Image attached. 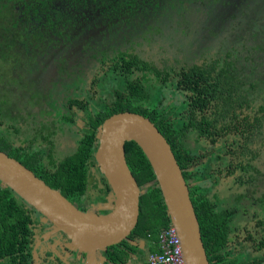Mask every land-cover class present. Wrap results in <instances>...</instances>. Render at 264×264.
Instances as JSON below:
<instances>
[{
  "label": "trees",
  "instance_id": "obj_1",
  "mask_svg": "<svg viewBox=\"0 0 264 264\" xmlns=\"http://www.w3.org/2000/svg\"><path fill=\"white\" fill-rule=\"evenodd\" d=\"M186 4L201 5L199 11L209 6H227L231 11L224 18L228 28L221 29L227 33L217 31L212 37L215 46L190 63L175 57L156 62L143 53L146 49L91 46L103 44V26L96 25L103 15L118 13L123 22L145 32L153 25L139 23V14L146 18L159 12L166 21ZM169 9L171 14L165 13ZM160 30L156 27L155 33ZM212 31L201 33V40L206 41ZM229 34L238 36V41L232 44ZM221 39H225L222 45ZM70 40L73 48L67 56ZM1 44L3 59L15 61L12 69L5 61L0 64L1 150L88 210L91 202L99 204L111 192L105 175L100 173L103 186L93 176V168L99 171L95 158L99 126L117 112L142 113L169 140L183 169L211 264H264V240L251 245L252 252L248 249L254 239L251 223L264 227V0L252 8L250 0L234 6L221 0H0ZM174 48L181 46L177 43ZM58 56L59 61L75 58V70L62 65L51 86L42 85V76L35 77L30 80H37L35 88L28 82L27 91L24 85L11 102L29 73ZM25 62L23 76L16 68ZM5 84L12 88L5 91ZM20 106H30L26 116L19 114ZM5 109H14L13 119ZM50 114L55 121L49 127ZM30 117L35 122L42 118L33 131L26 129ZM66 128L77 144L71 153L57 158L54 135ZM125 147L139 185L148 187L140 197L136 228L128 239L103 250L104 264L147 263L149 255L160 250L158 233L171 224L148 157L135 141ZM209 184L218 190H208ZM247 185H252L249 191ZM246 198L254 203L251 210L243 202ZM39 215L0 180V264H35V244L47 224ZM259 232V239H264V228ZM59 264L71 263L60 259Z\"/></svg>",
  "mask_w": 264,
  "mask_h": 264
},
{
  "label": "water",
  "instance_id": "obj_2",
  "mask_svg": "<svg viewBox=\"0 0 264 264\" xmlns=\"http://www.w3.org/2000/svg\"><path fill=\"white\" fill-rule=\"evenodd\" d=\"M98 138L96 163L115 198L113 204H106L107 207L99 203L88 210L81 209L60 189L50 186L19 159L0 149L2 184L11 187L35 207L44 218H41L42 222L52 224L49 236L65 234L67 240L62 244L67 252L63 250V253L56 244H51L55 254L67 263V253L80 252L82 256L76 257L75 264H90V255H103L104 249L128 239L136 228L143 190L130 169L125 147L126 142L135 141L152 165L171 225L177 228L181 237L187 264H211L189 184L169 140L155 122L139 112H117L99 126ZM101 209L105 211L99 212ZM41 242L42 238L38 237L35 256ZM101 257L104 264L106 258Z\"/></svg>",
  "mask_w": 264,
  "mask_h": 264
},
{
  "label": "rangeland",
  "instance_id": "obj_3",
  "mask_svg": "<svg viewBox=\"0 0 264 264\" xmlns=\"http://www.w3.org/2000/svg\"><path fill=\"white\" fill-rule=\"evenodd\" d=\"M225 3L230 2L231 6H234L235 4H240L243 2V0H221ZM260 3V0H250L251 8L256 6ZM199 6V7H198ZM198 6L194 4H186V8L183 11H172V15H170L173 18H168L166 21H164L163 18H161L162 13L154 12L151 16H148L144 18L139 14L140 16L136 18V20L144 24L145 26L153 25V28H151L148 31L141 32V30L135 25L127 22H123L124 20L121 18V16L117 15L115 17H111L110 13L103 15L105 18L102 20H97L96 25H102L104 32H103V44H96L91 45L92 47L103 45L107 48H115L119 46H126L129 48L141 50L146 49L143 53L156 60V62H160L164 59H172V58H181L184 60V62H192L196 59V57L203 56L205 53H207L209 50L215 46V42L213 40V35L220 31L224 34L226 33L221 31V29L226 30L228 28L227 26V20L224 18L227 17L231 11H228L227 6H217L219 9H215L214 6H209L205 10H201L200 13L198 11L201 8V5L198 4ZM165 13L171 14V9L167 10ZM201 14V25L196 26L199 27L198 30L193 31V28L195 27L194 23H196L198 20L196 17L200 18ZM169 16V17H170ZM96 17V15L94 16ZM238 19L241 20V18L238 17ZM160 26L161 30L160 32H156V27ZM210 29H213L212 32L208 34L206 38V41L201 40V33H208ZM155 33V34H154ZM51 35H54V31L50 32ZM154 34V35H153ZM228 40L234 44L238 41V36H232L231 34L227 35ZM225 39H221L219 42H224ZM177 43L180 44L181 48H174V45ZM230 43V44H231ZM67 47L64 51L65 55H69L71 52L73 45L70 42H67ZM226 46L228 45L225 41L224 43ZM233 48L237 47L235 44L232 46ZM4 46L1 44L0 49H3ZM81 49H78L80 51ZM77 51V52H78ZM76 53V52H75ZM0 53V64L2 67L3 61L10 64V69H12V63L15 62L11 58L8 60H4ZM58 56L54 59V61L42 66L39 70H36L35 72L29 73V77H41L42 85L43 86H51L53 85L54 80L57 78V72L58 69L62 65L67 64L68 69L75 70V64L78 61H75V58H73L71 61H59ZM16 70L21 73V75L26 76L27 75V64L26 62L22 65L17 66ZM87 74L90 76V73L87 72ZM7 79H10L11 83L14 82V79L11 75L7 76ZM28 80L25 84V91H27L29 85ZM1 83H4V78L1 79ZM33 88H35V84L32 82ZM75 87V85H72ZM9 88H12L11 85L5 84L4 89L7 91ZM15 88H18V85H15ZM171 94H173L171 90ZM16 98V94L12 95L11 102ZM30 107V106H28ZM24 108L23 106H20L19 114L26 116L27 108ZM34 111H37L35 109ZM0 119L2 117L0 116ZM36 122L41 120V117H36ZM46 121L48 122V126H52L55 117L54 115L50 114L47 115ZM36 122L33 120L32 117L29 118L27 126L30 131H33L34 127L37 126ZM77 123L80 126H83V121L80 119H77ZM54 142L55 145L53 146V150L55 153V156L58 158H62L65 155L71 153L75 147H76V138L75 135L72 134V132L66 128L65 132H57L54 135ZM148 185L142 186L143 192L147 189ZM112 193V192H111ZM109 194L107 202L103 203V207H107L108 204H113L114 201V194ZM212 196V194H211ZM93 207V205L91 206ZM99 206H96L98 208ZM104 209L99 210V212H104ZM39 218L43 219V216L39 215ZM50 226V227H49ZM47 228H45V234H48L50 229L52 228V224L49 225ZM61 243V241H60ZM64 248V251L67 252V248L65 245L61 244ZM76 257H79L82 254L80 252H74ZM39 256V254H37ZM100 257V260H98ZM87 261V257H85ZM96 259L95 264H102L103 258L98 256Z\"/></svg>",
  "mask_w": 264,
  "mask_h": 264
},
{
  "label": "flooded vegetation",
  "instance_id": "obj_4",
  "mask_svg": "<svg viewBox=\"0 0 264 264\" xmlns=\"http://www.w3.org/2000/svg\"><path fill=\"white\" fill-rule=\"evenodd\" d=\"M198 13H200V11H198ZM196 19L198 21L196 23H194V25L195 26H200L201 25V14H200V18L196 17ZM96 165H97V163H96ZM92 170H93V176H94V178L98 179V181L101 183V179H100V177H101V174L100 173L101 172H100V170L98 171L95 168H93ZM101 186H103L102 183H101ZM251 188H252V185H247V191H249ZM262 191H263V189H261V192ZM109 194H110V192L108 194L104 195L105 199L101 203L107 202V199H108V195ZM248 195H249V193H248ZM248 197H252L253 198V196H248ZM258 201H261V200L259 199ZM243 202L248 204V207H249L250 210H251L250 205L251 206H254V203L252 201H250L249 198H246ZM94 204H97V202H93V203L91 202L89 204L90 208ZM45 223H47V222H45ZM49 225H51V223L48 222L45 226H42L43 231L39 235V237L42 238V242L37 245V248H38V250H39L40 253H39V258L36 259L35 262H34L35 264H52V262H55L56 264H59V260L61 259L51 249V244H56L57 248H59V249H61L63 251L64 248H63V246L61 244H62V241L63 240H67V239H65V236L63 234H59V235L53 236V237L52 236H49V234L51 232H49L48 234H45V228H47ZM251 225L252 226L249 228V230H250V233H251V235H252V237L254 239L250 240V241L253 242V243L250 244V247H248V249H249L250 252H252V250H253V248H251V245L254 246L257 243H262L263 240H264L263 238H260L259 239V235L261 233L259 231L260 230H263L264 227L258 225L257 223L256 224L251 223ZM38 228L40 229L41 226H38ZM237 234H239L241 236L240 229L237 231ZM59 240L61 241V243H58ZM36 244H37V242H36ZM36 244H35V246H36ZM262 247H264V244H263ZM49 250H51L53 253L49 252ZM63 253H64V251H63ZM66 256H67L66 259L71 264H75L74 261H76V256H75L74 253H67ZM261 256H264V253ZM57 257H58V259H57Z\"/></svg>",
  "mask_w": 264,
  "mask_h": 264
},
{
  "label": "built area",
  "instance_id": "obj_5",
  "mask_svg": "<svg viewBox=\"0 0 264 264\" xmlns=\"http://www.w3.org/2000/svg\"><path fill=\"white\" fill-rule=\"evenodd\" d=\"M160 250L149 255V264H187L181 237L175 226L169 225L158 233Z\"/></svg>",
  "mask_w": 264,
  "mask_h": 264
},
{
  "label": "crops",
  "instance_id": "obj_6",
  "mask_svg": "<svg viewBox=\"0 0 264 264\" xmlns=\"http://www.w3.org/2000/svg\"><path fill=\"white\" fill-rule=\"evenodd\" d=\"M62 73L64 74V71H62ZM31 79H35V78H31V77H29V75H27L26 76V78H25V82H27L28 80H31ZM37 81V80H36ZM36 81H32L35 85H36ZM29 83L31 84V82L29 81ZM25 84H23L19 89H17V90H15V94H19L21 91H24V88H23V86H24ZM31 85H33V84H31ZM0 96H4L3 95V93H2V91L0 90ZM5 110H7V109H5ZM4 110V111H5ZM8 112V114L9 115H11V117H12V119H13V115H14V109H10V110H7ZM209 187H208V190H213L214 192L216 191V190H218L217 189V187L214 185V184H209L208 185ZM219 193H220V191H219ZM219 193L217 194V196L219 195ZM141 245H143L142 243H141ZM39 251V250H38ZM37 254H39L38 252H37ZM36 254V256L34 255V257H35V259H38L39 258V256ZM100 254V253H99ZM100 256H103L102 255V253L100 254ZM89 258H90V264H95L96 263V259L95 258H98V256L97 255H94V254H92V255H90L89 256ZM134 259H136L137 258V256L136 255H134V257H133ZM148 259H149V257H148ZM148 259H146L147 260V263L146 262H140L139 264H149V262H148Z\"/></svg>",
  "mask_w": 264,
  "mask_h": 264
}]
</instances>
